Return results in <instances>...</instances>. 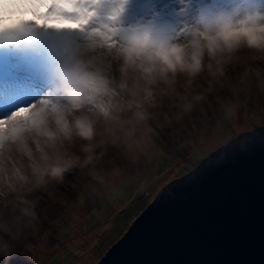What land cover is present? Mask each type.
<instances>
[{
  "label": "rangeland",
  "instance_id": "rangeland-1",
  "mask_svg": "<svg viewBox=\"0 0 264 264\" xmlns=\"http://www.w3.org/2000/svg\"><path fill=\"white\" fill-rule=\"evenodd\" d=\"M112 2L101 0L103 7L91 26L95 34L44 27L0 33V75L34 88L32 94L21 96L18 103L37 97L36 107L41 104L40 100L46 99L67 102L72 93L79 96L86 86L87 92L80 96L81 110L94 111L97 103L109 98L98 90L100 83L95 77L106 79L108 93L114 100L122 98L120 102L126 103L128 100L123 97H129L118 87L119 61L107 51L104 40L112 45L113 51L122 47L128 36L143 32H149L154 39L181 40L186 29L202 17L243 11L251 6L245 0L223 3L220 0H153L147 4L133 3L113 21L107 18ZM255 2L264 6V0H251ZM247 68L264 73L261 62L241 60L227 67L225 77L220 78L223 87L204 74L197 78L194 88L186 90L184 78H179L177 91L186 93L189 99L200 93L206 97L187 115L175 106L176 98L171 94L161 96L156 108L122 113L125 118L135 111L150 114L147 123L151 128V142L134 157L123 155L120 148L111 145L106 150L96 147V152L105 151L100 163L104 170L103 182L89 176V169L77 166L65 174L62 182H53L45 191L21 193L28 200L36 201L34 208L30 204L21 205L11 195L0 199V220L11 219L18 213L7 215L8 206L15 210L33 208L36 213L34 217L25 216L15 229L11 264H96L166 183L194 168L210 151L241 131L264 124V84H258L252 76L248 78V87L242 85L241 75ZM101 71V75L94 73ZM85 73L95 81V86L82 80ZM260 79L264 80V76ZM229 101L238 104L237 111L230 119H224L222 107ZM17 124L4 130L0 123V136L11 132ZM73 152L81 159L85 155L79 150V144Z\"/></svg>",
  "mask_w": 264,
  "mask_h": 264
},
{
  "label": "clouds",
  "instance_id": "clouds-1",
  "mask_svg": "<svg viewBox=\"0 0 264 264\" xmlns=\"http://www.w3.org/2000/svg\"><path fill=\"white\" fill-rule=\"evenodd\" d=\"M243 11L217 13L202 17L188 27L181 40L154 39L149 32L133 34L122 47L112 50L104 40L107 51L119 61V85L129 100L121 103L113 99L101 78L98 89L108 94V100L95 105V110H81V97L72 93L70 100L59 102L46 99L38 104L25 120L11 132L0 136V199L11 195L21 205L30 204L21 193L42 192L53 182H62L65 174L79 166L89 169L87 174L103 182L100 166L108 145L121 149L128 156L145 151L151 142V128L144 111H135L125 118L121 114L132 109L156 108L160 97L173 95L175 106L187 115L195 104L206 99L203 93L189 96L177 91L183 77L186 90L194 88L197 78L204 74L220 87L229 65L247 62L264 64V6L245 0ZM8 21H5L7 23ZM254 76L258 84L264 76L259 70L247 68L241 83L248 87V78ZM82 80L95 86L89 74ZM238 104L229 101L222 107L224 119H230ZM85 153L81 159L73 152ZM33 208L20 207L11 219L0 220V261L11 264L14 257L12 241L15 229L25 216H35Z\"/></svg>",
  "mask_w": 264,
  "mask_h": 264
},
{
  "label": "water",
  "instance_id": "water-1",
  "mask_svg": "<svg viewBox=\"0 0 264 264\" xmlns=\"http://www.w3.org/2000/svg\"><path fill=\"white\" fill-rule=\"evenodd\" d=\"M227 157L203 170L214 150ZM166 183L96 264H264V124Z\"/></svg>",
  "mask_w": 264,
  "mask_h": 264
},
{
  "label": "snow or ice",
  "instance_id": "snow-or-ice-1",
  "mask_svg": "<svg viewBox=\"0 0 264 264\" xmlns=\"http://www.w3.org/2000/svg\"><path fill=\"white\" fill-rule=\"evenodd\" d=\"M153 0H114L109 6L107 18L117 21L128 9L135 4L152 3ZM226 2V0H220ZM103 7L101 0H0V33L34 27L51 28L56 31L85 32L95 34L93 25L99 10ZM5 21H8L5 23ZM40 81L44 85L40 73ZM34 91L31 84L15 78H4L0 75V123L4 130L27 118L36 107L37 98L26 103H18L21 96L30 95ZM44 103V100H40ZM238 147H232L225 156L214 150L208 157L202 159L203 170L207 171L219 166L229 156L244 155Z\"/></svg>",
  "mask_w": 264,
  "mask_h": 264
},
{
  "label": "trees",
  "instance_id": "trees-1",
  "mask_svg": "<svg viewBox=\"0 0 264 264\" xmlns=\"http://www.w3.org/2000/svg\"><path fill=\"white\" fill-rule=\"evenodd\" d=\"M96 75H98V74H96ZM96 82H99V81H96ZM82 87H84V86H79V88H82ZM83 92H87L86 86H85V91H82L81 93H79V96H81V94H83ZM97 98H98L97 95H95L94 99H97ZM123 98L125 100H129V99H126L127 98L126 96H124ZM104 100L106 101V99H104ZM121 100H122V98H118L116 101L120 102ZM101 102H104V101H101ZM3 210L5 211V208ZM17 211L18 210H15L12 207L8 206L7 209H6V214L7 215H12L13 213L15 214ZM10 213H12V214H10Z\"/></svg>",
  "mask_w": 264,
  "mask_h": 264
},
{
  "label": "bare ground",
  "instance_id": "bare-ground-1",
  "mask_svg": "<svg viewBox=\"0 0 264 264\" xmlns=\"http://www.w3.org/2000/svg\"><path fill=\"white\" fill-rule=\"evenodd\" d=\"M1 130V129H0Z\"/></svg>",
  "mask_w": 264,
  "mask_h": 264
}]
</instances>
